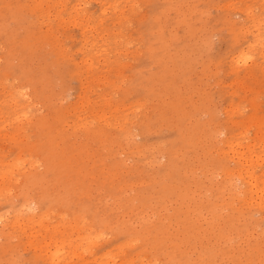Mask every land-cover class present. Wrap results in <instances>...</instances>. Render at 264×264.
<instances>
[{
    "label": "rangeland",
    "instance_id": "obj_1",
    "mask_svg": "<svg viewBox=\"0 0 264 264\" xmlns=\"http://www.w3.org/2000/svg\"><path fill=\"white\" fill-rule=\"evenodd\" d=\"M25 1L0 0V165L3 166L0 176L6 180L2 186L0 182V217L11 226L12 212L20 209L22 194L27 192L28 206L36 211L42 208L41 214L48 215L46 220L54 216L70 221L80 219L83 225L78 233L89 229L95 235L90 219L97 218L128 229L121 226L122 231L103 235L89 253L75 259L73 264H100L106 256L114 258L111 264H152L153 253L161 262V251L170 250L180 260H191L188 261L191 264L204 249L216 253L210 264H238L239 261L230 257L235 252L227 249L237 233L221 229L230 235L229 242H225L215 237L218 228L209 225L216 222L206 211L205 201L217 195L215 186H219L221 179L219 175L208 180L202 176L205 163L202 159L214 158L215 143L224 140L221 131H228V120L254 123L263 119L264 122V58L257 54L260 48L254 41L257 31L264 35V0H109L124 4L121 9L126 15L118 19L117 14L107 10L100 17L97 31L102 34L100 49L105 48L87 70L72 65L81 57L78 25L65 22L57 26L53 34L67 57L58 56L57 51L50 56L46 50L51 46L32 29L33 15L28 10L25 16L22 6ZM66 2L68 6L74 0ZM85 7L97 16L98 6L94 1ZM248 50L256 62L252 76L246 75L242 67L231 70L229 63L240 51ZM27 53L29 57L25 58ZM68 53L72 61L68 60ZM39 65L46 77L42 96L34 99L33 113L61 115L73 105L78 119L91 123V129L98 133L102 130L97 126L102 124L88 116L91 115L88 104L100 106V96L105 94L120 106L114 112L113 107L102 108L107 122L124 115L131 122H126L125 127L132 132V142L126 143L137 145L139 151L130 153L129 147L120 145L106 147L81 131H69L70 117L62 124L68 131L66 142L55 141L45 134L46 127L41 130L34 124L22 127L16 140L17 135L10 129L12 121L8 120L11 95L19 99L17 91L24 70L36 73ZM84 69L85 74H77ZM79 96H84V100H78ZM229 104L236 107L231 117L225 113ZM192 125L198 127L199 143L181 147L180 131L186 132ZM211 126L220 133L214 139L207 134ZM104 130V135L94 138L110 137L113 133L109 127ZM110 142L107 139L105 144ZM172 151L176 152V166L185 169L186 175L178 181L188 185L193 199L181 198L177 189L172 188L178 183L168 171L167 161ZM194 183L199 186L195 187ZM40 185L44 189L40 190ZM192 201L201 204L198 214L188 211L189 217L200 226L199 232L184 237L182 221L175 220L179 218L175 215L181 214L179 211L185 204L190 208ZM84 207L87 210L83 213ZM219 210L222 217L226 209ZM241 228V238L236 242L242 252H248V263L264 264V246H260L259 254L250 249L254 241H263V224ZM3 231L0 264H47L17 230ZM132 232L142 235L128 246L126 237L133 235ZM159 235L165 237L163 243ZM153 240L155 244H151Z\"/></svg>",
    "mask_w": 264,
    "mask_h": 264
},
{
    "label": "bare ground",
    "instance_id": "obj_2",
    "mask_svg": "<svg viewBox=\"0 0 264 264\" xmlns=\"http://www.w3.org/2000/svg\"><path fill=\"white\" fill-rule=\"evenodd\" d=\"M90 1H94L98 6V14L96 17L91 15L89 11H87V8L85 7V4ZM114 2H110L109 0H74V2L71 5L67 6L66 0H26L22 6L25 12V16L28 10L31 13V15H33L32 20L34 21L33 26L35 27L32 29L39 32L37 37L43 39L44 42L49 43V46H51L49 47L48 50H46V53L50 56H54L55 54L53 51H57L58 56L59 55L64 56L66 54L67 57V52L65 51L64 47L60 42H58L57 38L53 34V32L57 30L56 29L57 26L65 22H72L78 25L79 34H80L79 50L81 53V57L78 62H72V65L75 64L76 67H82V68L85 67V69L87 70L89 66L92 67V65H94L93 63L96 62L93 60L94 57L98 60L99 56L103 54L102 51L105 48V47L104 48L101 47L100 49L101 44L99 43V41L101 40L100 37L102 34H99V32L97 31L98 30L97 27L99 26L101 20L100 17L103 14H105L107 10H109L114 14H117L118 19L121 18L124 19L126 15V13H122L124 12V10L121 9L125 5L124 4L121 5L119 4V2L118 3L116 2L114 3ZM250 19L251 21L254 20V18L252 17ZM252 22H256V21L254 20ZM254 26H256V24ZM40 31L42 32L40 33ZM87 33H89L88 36H86ZM120 36L121 34L119 33V37ZM47 37H50L51 39H48ZM254 41L257 42V44H259L258 46L260 48V51L257 54H259V56L262 57L263 59L264 35H262L260 31H257L255 34ZM250 46L252 45H249V47ZM250 52L251 50H248L246 52L240 51V53H238L235 57H233L229 62L231 66L230 67L231 70H234L235 68L238 67H242L246 69V75L252 76L255 71L254 67L256 65V62L253 60L254 58L250 57L251 55ZM27 57H29V53L25 54V58ZM68 60L72 61V59L69 56V53H68ZM113 60L119 62L117 58H114ZM104 62L107 63L109 61L105 60ZM85 69L80 70L79 72H77V74L78 75L85 74ZM43 70H44L43 67L40 65L37 67L36 73L34 72L30 73L29 69L24 70L22 77L23 82L21 86H19L20 88L17 91V96L19 99L16 100L14 98V95H11L12 101L10 100V102L12 103L11 104L12 111L10 112L8 120L9 122L12 121L11 123L13 126L10 127V129L14 134L16 135L19 134L20 129L24 127L26 124L28 125L34 124L36 125L37 128L41 130H43L44 127H46L48 131L45 134L49 135L51 138H54L55 141H59L60 143H63L66 142L67 140L68 131L66 129H63L62 124L65 123L67 118L70 117L72 119V122L69 125L70 127L69 131L72 132L81 131L86 135V137H90L94 141L101 143L106 147H111V146L117 147L118 145H120V146L129 147L130 153L139 151L137 145L129 146L126 143L127 140L130 143L132 142L131 141L132 132L131 130H129V127L128 128L125 127L126 122H128L129 124L131 122L128 121L124 115L116 117L113 122H109V121L107 122V119L104 116L105 112H103L104 110L102 108L104 106H106L107 108L113 107L112 110L114 112L117 111V109H119L120 106L117 103L113 104L110 101V97H106L105 94L100 96V101L102 103L100 106L94 104L90 105L91 103L88 104L89 113L92 116L88 115L89 113L87 115L92 119V121L102 124L100 126H97L102 130L98 133L93 131V128L91 129L92 127L91 123L83 121L82 119H78V116L75 111V107H73V105L71 107L69 106L67 110L63 112L61 115H59L58 112H56L53 115L52 114L39 115L33 113L36 111V109L33 106L34 99L41 97L43 94L41 92L43 90L45 84L44 79L46 77ZM93 77L98 78V76H94V75ZM32 88H34L33 91H31ZM83 97L84 96H79L78 100H80L81 98L83 99ZM176 106L178 107L179 104L174 105V108H176ZM99 109L102 110L99 111ZM235 109L236 107L233 104H229L228 109L225 110L226 115L231 117L232 113L236 111ZM69 112L72 113L70 114ZM9 122H7V124H10ZM228 122H229L228 131L227 129L221 131V135L225 134L224 140L219 141L220 144L218 142L215 143L214 158L213 159L208 158L207 160L202 159V161L205 163L203 165V170H201L202 176L207 180L212 178L214 175H219L221 179L220 183L218 184L219 186H215L217 188V195L214 196L213 198L209 197V199H206L205 206L207 209L206 211L210 213L209 216L212 217L211 220H213L214 218L216 222L215 225L213 224H209V225L218 228L217 232L215 233L216 236L215 235L214 236L224 239L225 242H229L230 235L228 236L226 233H224L222 231L223 229L237 233L234 234V235H238L236 237V240L241 238L242 235L241 226H246L247 224H254V225L263 224V228L261 229L264 231V166H262L264 161V122L263 119H259L254 123L251 120L241 121L238 123L234 122L233 120H228ZM104 127H109L113 129L112 131L113 133L110 134V137L107 136L108 137L107 138L102 136L101 138H94L98 135H104L103 134L104 133L103 131H105ZM197 128L198 127L196 125H192L190 126L189 129L186 130V132L180 131L182 133L180 134V139H181L180 141L182 143L181 147L184 146L193 147L194 145H197L199 143L198 138L196 137ZM249 131H251L252 134L250 137H249ZM207 134L211 139H214L220 133L217 128L211 126L210 131H208ZM19 136L20 135H17L16 140L19 139ZM107 139H109L111 142L105 144ZM241 140H245V141L242 142ZM48 141L50 142L49 139ZM57 146L59 147V145ZM254 148H259V149L256 151ZM175 158H176V152L172 151L171 156L167 161V165L169 167L168 171L171 174V176L174 177L176 183L181 177H184L186 174H185V169L179 170V167L176 166L174 162ZM229 161L231 162V164L228 163ZM29 164L31 167L35 165V163L31 161H29ZM0 167L3 169L2 165H0ZM256 167L259 168L257 169ZM11 169L13 170V167ZM187 170L192 173L191 169H187ZM5 181L6 180H4L2 176H0V182H2L1 186L4 185ZM182 182L183 181H178V183L175 186L173 185L172 187L173 190L177 189V192L181 198L193 199L192 194L189 195L190 190L188 188V185L187 184L185 185ZM198 186L199 185L195 184V187ZM39 188L40 190L44 189L42 188L41 185ZM1 189L5 190V188L2 187ZM6 193L9 194L10 192L7 191ZM224 194H226V197L223 196ZM56 199L59 200L60 196L57 197ZM20 200H21L20 209L18 210L14 209V211L12 212L13 217H12L11 226L6 224L7 223L6 219L0 217V234H3L5 232L3 231L5 228H13V231L17 230L20 233V235H22L26 239V241L29 244V247L35 250L36 252H38L40 256L44 257V260L47 262V264H73L75 259L82 257L83 254L85 253L86 254L89 253L90 252L89 250L96 245L97 241L104 237L103 235L111 234L113 232L115 233L117 230L122 231L123 229L121 228V226L127 229L124 225H120L119 223H115L114 225H111L103 218H97L96 220L90 219L92 225L96 229L95 235L91 234L92 231H90L89 229H83L81 233H78V228L81 225H83L80 224L82 222L80 219L78 221H70V220H66L64 217L54 216L46 220L45 218L48 217V215L41 214L42 208L38 207L39 210L36 211V209L34 210V207L30 208L28 206L29 197L27 195V192H24L22 194ZM63 201H65V199H63ZM192 202L193 204L191 205L190 208H188L185 204V208L179 211L181 214L175 215V216H179V218L175 220L182 221L181 223L182 236L184 237H189V236L192 237L199 232L198 229L199 225H197V222H195V220L189 217L188 211H191L193 215L198 214L201 208V204L194 201ZM219 209H226V213L222 217H220L221 211ZM85 210H87L86 207H84L82 212L84 213ZM254 213H257L258 216H254ZM175 216H173V218ZM181 216H183L182 220H180ZM53 219H55V222H52ZM219 219L220 221L218 222ZM213 222L214 221H212V223ZM126 224H128L127 221ZM206 224L208 223L206 222ZM166 225L170 226L171 224H166ZM246 232L247 231H245L243 235H245ZM132 234L133 235L129 234L126 237L128 239L127 240L128 246L133 245V242L138 240L140 235H142V233L139 232L135 234L132 232ZM160 236L161 238L163 237V235H159V237ZM242 238L244 237L242 236ZM202 239L204 240L206 238H202ZM236 240L233 241V239H231L230 243L228 244L227 249L235 252L233 253V255L235 256H232L230 253L231 259L239 261L238 264H249L248 262L250 259L248 256V252L247 251L242 252L241 249L239 248V243L236 242ZM164 241H165V237L162 238L161 243H163ZM151 244H155V240H153ZM252 244L254 245L253 247L250 248L252 252L259 254L261 247L264 246V239L263 241H259V242L254 241ZM170 251H163V253L161 251L163 257V260L161 262H158L156 253L155 254L153 253L152 254L153 259H150L151 263L152 264H189L188 261H191L189 259L180 260L179 258L176 257V255L173 252ZM215 255L216 253L214 251L204 249L203 251L200 252L198 258L196 256V261L192 260L191 264H210V262L213 260ZM226 256L225 258L228 257ZM242 259L243 261H240ZM113 260L114 258L112 256H106L104 258V261H101L100 264H111L114 263Z\"/></svg>",
    "mask_w": 264,
    "mask_h": 264
}]
</instances>
